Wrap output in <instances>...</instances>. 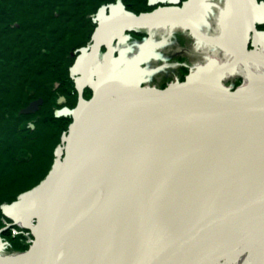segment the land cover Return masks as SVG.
<instances>
[{
  "label": "bare ground",
  "instance_id": "obj_1",
  "mask_svg": "<svg viewBox=\"0 0 264 264\" xmlns=\"http://www.w3.org/2000/svg\"><path fill=\"white\" fill-rule=\"evenodd\" d=\"M149 1L161 8L140 16L120 3L101 5L95 32L69 69L79 101L63 117L77 118L75 130L62 135L48 177L2 208L4 218L30 231L32 244L8 255L0 243V264H121L144 223L185 215L194 202L189 219L201 218V230L223 231L202 246L208 264H264V133L219 172L179 176L225 117L237 122L264 106V32H258L264 7L258 0H223L215 26L228 62L217 64L212 51L203 66L189 69L184 83L176 80L160 91L141 84L146 71L140 65L152 54L148 44L118 71L114 39L130 30L183 28L198 40L195 20L210 4ZM251 38L254 45L246 50ZM103 48L100 64L96 53ZM234 77L243 79L235 93L225 86ZM85 89L92 93L89 101L82 97ZM189 219L184 231L199 240ZM245 223L248 231L241 229Z\"/></svg>",
  "mask_w": 264,
  "mask_h": 264
},
{
  "label": "trees",
  "instance_id": "obj_2",
  "mask_svg": "<svg viewBox=\"0 0 264 264\" xmlns=\"http://www.w3.org/2000/svg\"><path fill=\"white\" fill-rule=\"evenodd\" d=\"M107 1L0 0V204L27 189L25 168L6 173L16 164L10 147L44 141L55 146L67 130L71 118H56L51 106L57 91L71 83L70 52L89 43L91 15ZM37 98L43 105L35 114L18 112Z\"/></svg>",
  "mask_w": 264,
  "mask_h": 264
},
{
  "label": "rangeland",
  "instance_id": "obj_3",
  "mask_svg": "<svg viewBox=\"0 0 264 264\" xmlns=\"http://www.w3.org/2000/svg\"><path fill=\"white\" fill-rule=\"evenodd\" d=\"M140 1V4H137L135 6H130V4L127 6L128 2H125L124 0H110L107 1L104 6H108L107 4L117 6L118 3H120L125 12L131 13L135 16H140V14L143 13L148 14L151 11H155L161 8V6L157 5L156 3L149 5L148 0ZM179 1V6H183L184 3L187 2L186 0ZM204 1L207 4H210V6L206 9V11H204L205 16H198V19L195 20L196 36L198 37V40L194 38L189 29L178 28L174 29V31L167 32H158L155 29L151 28L147 30L144 29L148 32V41L153 43V46H148V48L152 51V54H150L149 57L146 58L147 60L143 61L140 65L142 69L146 71L144 72V79L142 81L143 85L149 87L156 86V88H158L159 90L165 91V89L176 82V80L184 83L185 78L190 72L188 68H194L197 65L203 66L204 63H206L210 59V56L207 55L212 54V51H216L215 58H217V64H221V62H224L225 64L228 62L227 60L223 61V59L225 60L226 55L221 53V47H219L218 42L219 29L216 30L215 26L217 19V17L215 16L218 14L217 12L222 9L221 7L224 6V2L223 0ZM262 1L264 0H260L259 3ZM99 9H101V6H99L95 14L91 15V22L93 23H91L92 25H90L92 26L93 30L91 35L95 32L94 18L96 17V14L99 13ZM14 25L18 26L16 24ZM258 32H264V24L258 27ZM144 35V32L138 34L133 30H130V32L122 33L118 38L114 39V42L112 44L113 51L115 52V57L119 58V65L117 66L118 71H121L124 64L137 56V50L138 47L143 44L142 36ZM252 45H254V43L251 38L245 45L246 50H251ZM85 46H87V44ZM85 46H81L79 48H76L75 51H71L73 52L70 53V56H73L71 57L72 67L74 66V64H76V60L78 58H76L75 53L80 52V49ZM101 51L102 52H99V55L98 53H96V51L94 52L98 55L100 64L103 63V59L106 56V51L104 50V48L101 49ZM242 81L243 79L234 77L226 81L225 86L235 93L238 88L242 86ZM68 85L69 88H66V91H57L58 94L55 95L53 101L54 103L51 106L53 108V112H56L57 110H61L63 108L74 109L78 104L79 96L73 89V87L75 86L73 84V81L71 80V83L69 81ZM56 87L60 88L58 84H56ZM91 96L92 93L87 89H85V93H82V97L83 99H85V101H89ZM59 97L64 98L63 103L60 105L57 102ZM42 105L43 102L40 107H42ZM71 122L72 121H69L67 125L69 126ZM28 125H33L35 127L34 120H30ZM67 130L61 133L59 142L55 146H53L52 142L44 141L38 142L36 144L27 142V146L25 147L24 144L13 145L10 147V153L12 154L14 160L13 162H15L16 164L14 166L15 168H10L6 173L10 176L13 174L14 170L19 171L25 168L27 189L21 191L19 195H21L25 191L28 192L34 189L40 182L48 177V171L52 170L53 166L55 165L54 151L61 143V137L65 132H67ZM44 149L46 153L43 152ZM45 154L47 157L45 156ZM24 159H27L30 164H25ZM20 165H22L23 167ZM1 210L2 207L0 211ZM8 219L9 218L0 216V223L2 222L0 230L4 227V225L9 226L8 228H6L7 230L0 234L1 242L5 245V253L8 255L9 253H25L29 249L28 246L32 244L30 243V241L31 239H33V237L31 236L29 230L23 231L19 229L14 223L9 222Z\"/></svg>",
  "mask_w": 264,
  "mask_h": 264
},
{
  "label": "water",
  "instance_id": "obj_4",
  "mask_svg": "<svg viewBox=\"0 0 264 264\" xmlns=\"http://www.w3.org/2000/svg\"><path fill=\"white\" fill-rule=\"evenodd\" d=\"M153 3L154 2L149 1V5ZM260 5L261 8L262 6L264 7L262 2ZM100 10L101 9H99V11ZM263 19L264 15L260 17V23H264ZM93 37L95 38V35H93ZM166 98L167 97L165 96L163 97V99ZM63 101V97L58 99V103H62ZM40 104H42L41 98L29 103L27 106L20 109L19 112L23 115L33 114L36 110H38V106ZM70 113L71 111L69 108H63L61 110H57L55 116H68ZM248 113L249 112L244 113L243 117L237 122H235V120L231 117H225L222 124L211 131V135L208 137L205 144L198 149L195 161L191 163H184L179 176L181 174L189 175L191 173L219 172L226 165H229L234 158L239 156V154H241L242 151H244L245 148L251 144L252 140L255 139L256 136L264 133V106L257 108L254 111V114ZM73 118L74 120L68 128L69 136L72 135L75 130L74 128L77 125V118ZM261 146H259V144H255L254 148L257 149L256 147ZM66 161L67 156L65 164L67 163ZM212 167H215V170H212ZM174 189L176 188L172 187L170 189V196L173 195ZM21 195H19L18 198ZM195 203L196 202L188 206L185 215L168 214L167 218H160L157 221L144 223L143 228H145V230L142 235H139L140 239L138 240L133 237L129 239L132 241L127 245L130 252L127 257H124L121 264H208V262H206L207 257L204 255L206 253L205 247L202 246H205V243H208L210 238H216L222 234L223 231L218 229L207 230V228L201 230L198 227V221H201V218L189 219V211ZM4 206H6V204H3L2 208ZM229 207L230 206L225 207V210L227 211ZM101 210L102 208L99 207L96 214ZM162 213L167 214L165 209L162 210ZM94 218H96V215ZM187 218L193 226L199 228L198 230L192 226L193 228L191 227L190 229V231H195L201 235L199 240L196 237L191 238L190 235L184 231V229H186L185 222ZM91 225H95L94 219L91 222ZM241 229L242 231H248L250 228H248L246 224L245 226L241 225ZM4 230L5 227L0 230V233ZM39 242L40 240H38L36 244ZM0 243H2L1 238ZM118 264H120V262Z\"/></svg>",
  "mask_w": 264,
  "mask_h": 264
},
{
  "label": "flooded vegetation",
  "instance_id": "obj_5",
  "mask_svg": "<svg viewBox=\"0 0 264 264\" xmlns=\"http://www.w3.org/2000/svg\"><path fill=\"white\" fill-rule=\"evenodd\" d=\"M125 2H128V4H127V6L130 4V6H135V5H137V4H140V0H124ZM148 3H149V0H148ZM166 4V3H165ZM180 4V3H179ZM168 5V4H167ZM140 33L142 32V30L141 31H139ZM143 32H145V35H146V37L145 38H142V41H143V44H148V46H150L149 45V43H151V42H149L148 41V38H149V34H148V32L147 31H145L144 29H143ZM144 35V36H145ZM152 46H153V43H152ZM152 46H150V47H152ZM99 52H101V51H98V55H99ZM188 69H190V68H188ZM142 84V83H141ZM143 85V84H142ZM155 88H156V86H154Z\"/></svg>",
  "mask_w": 264,
  "mask_h": 264
}]
</instances>
